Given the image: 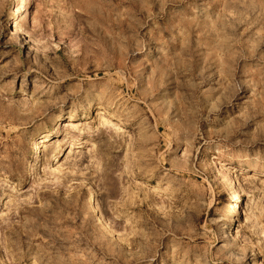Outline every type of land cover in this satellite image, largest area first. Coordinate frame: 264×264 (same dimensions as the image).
Listing matches in <instances>:
<instances>
[{
  "label": "rangeland",
  "instance_id": "obj_1",
  "mask_svg": "<svg viewBox=\"0 0 264 264\" xmlns=\"http://www.w3.org/2000/svg\"><path fill=\"white\" fill-rule=\"evenodd\" d=\"M0 264H264V0H0Z\"/></svg>",
  "mask_w": 264,
  "mask_h": 264
},
{
  "label": "bare ground",
  "instance_id": "obj_2",
  "mask_svg": "<svg viewBox=\"0 0 264 264\" xmlns=\"http://www.w3.org/2000/svg\"><path fill=\"white\" fill-rule=\"evenodd\" d=\"M36 81V80H35ZM34 81V82H35ZM33 86H36L37 84L33 83ZM71 118V117H70ZM61 152V151H60ZM64 154V153H63ZM63 155L59 154V157H57L56 163L61 162L60 158H62ZM56 158V156H54L53 160ZM87 201L92 205L93 204V209L95 208V203H94V194L92 192L89 193Z\"/></svg>",
  "mask_w": 264,
  "mask_h": 264
}]
</instances>
